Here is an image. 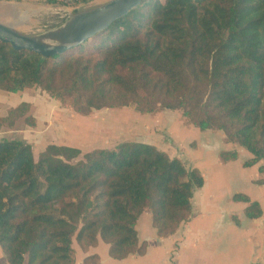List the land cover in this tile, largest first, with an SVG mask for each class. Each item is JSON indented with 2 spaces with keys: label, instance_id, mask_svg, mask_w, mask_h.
I'll return each mask as SVG.
<instances>
[{
  "label": "trees",
  "instance_id": "16d2710c",
  "mask_svg": "<svg viewBox=\"0 0 264 264\" xmlns=\"http://www.w3.org/2000/svg\"><path fill=\"white\" fill-rule=\"evenodd\" d=\"M33 87L85 115L131 104L141 114L183 109L195 127L247 149L244 165H254L264 160V0H143L50 57L0 41V89ZM28 111L26 103L10 110L0 127L22 116L33 123ZM204 182L197 167L142 141L84 154L49 144L36 160L30 143L0 139V246L9 264H75L74 241L87 251L100 239L114 259L144 255L140 215L150 210L159 237L176 233ZM232 199L248 204L247 217L262 215L247 194ZM100 263L98 254L82 262Z\"/></svg>",
  "mask_w": 264,
  "mask_h": 264
},
{
  "label": "crops",
  "instance_id": "0c3cea01",
  "mask_svg": "<svg viewBox=\"0 0 264 264\" xmlns=\"http://www.w3.org/2000/svg\"><path fill=\"white\" fill-rule=\"evenodd\" d=\"M23 103L29 105L27 116L33 123L22 116L10 127L2 125L0 139L24 140L33 145L36 154L49 144L69 145L65 137L66 122L61 121L65 109L58 100L39 87L18 92L0 89V122L8 116L10 110ZM173 115L175 121L171 123V119L169 125L165 123L173 143L161 140L159 136L142 142L155 145L171 157H178L186 161L188 166L197 167L202 172L205 182L203 187L194 192L190 219L182 223L176 233L159 237L152 224V214L146 209L136 224L139 241L147 243L146 254L114 259L109 255V244L101 239L87 251L82 250L74 241L75 264H82L85 257L94 254L99 255L100 264L264 263V181L259 182L264 180V172L259 170L263 160L245 166L244 162L253 155L236 143L226 142L222 130L200 129L199 138L196 139L191 136L195 131L193 126L188 125L186 120H179L180 115L176 112ZM58 124L63 125L64 134L58 130ZM233 150L237 152V158L222 161L220 153ZM235 177L241 179L240 182L248 189H232L231 181ZM238 192L247 194L252 201L260 204V217L252 219L246 216L245 208L248 204L232 199ZM235 218L239 220L238 223ZM147 231L150 232L148 237L144 234ZM0 264H9L1 246Z\"/></svg>",
  "mask_w": 264,
  "mask_h": 264
},
{
  "label": "rangeland",
  "instance_id": "374dc122",
  "mask_svg": "<svg viewBox=\"0 0 264 264\" xmlns=\"http://www.w3.org/2000/svg\"><path fill=\"white\" fill-rule=\"evenodd\" d=\"M57 13L55 6L42 0H0V22L28 33H40L58 26L60 23L57 24V20L60 17ZM56 100L65 109V116L61 118V121L66 122V143L69 144L68 146H79L78 148L82 150L83 154L99 148H113L116 144L124 141H145L154 136H159L161 140L173 143L165 123L169 125L171 119V123L175 121L174 112L180 115L178 119L186 120L188 125L193 126L195 131L191 134L192 137L198 139V131L201 132L200 129L189 123L183 109L162 107L154 113L141 114L136 110V106L131 104L125 107L97 109L85 115L78 113L67 101ZM57 128L64 134L62 124H58ZM69 138L72 140L70 141ZM241 148L251 154L244 147ZM33 153L37 160L40 152L36 154L33 148ZM184 162L188 166L187 162ZM240 180L235 177L231 181L232 189H248L247 186H243ZM148 233L150 232H144L145 236L149 235Z\"/></svg>",
  "mask_w": 264,
  "mask_h": 264
},
{
  "label": "water",
  "instance_id": "95a60500",
  "mask_svg": "<svg viewBox=\"0 0 264 264\" xmlns=\"http://www.w3.org/2000/svg\"><path fill=\"white\" fill-rule=\"evenodd\" d=\"M142 1L105 0L79 6L61 24L40 33L23 32L0 22V41L11 43L17 50L35 51L44 57L55 56L104 32Z\"/></svg>",
  "mask_w": 264,
  "mask_h": 264
},
{
  "label": "built area",
  "instance_id": "2783aa9c",
  "mask_svg": "<svg viewBox=\"0 0 264 264\" xmlns=\"http://www.w3.org/2000/svg\"><path fill=\"white\" fill-rule=\"evenodd\" d=\"M96 0H58L59 4L55 6L57 14H59L60 19L57 20V24H61L64 20H66L71 12L79 7L91 3Z\"/></svg>",
  "mask_w": 264,
  "mask_h": 264
},
{
  "label": "bare ground",
  "instance_id": "6f19581e",
  "mask_svg": "<svg viewBox=\"0 0 264 264\" xmlns=\"http://www.w3.org/2000/svg\"><path fill=\"white\" fill-rule=\"evenodd\" d=\"M25 18V17H24Z\"/></svg>",
  "mask_w": 264,
  "mask_h": 264
}]
</instances>
